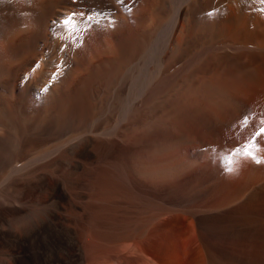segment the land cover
Listing matches in <instances>:
<instances>
[{"label":"bare ground","instance_id":"bare-ground-1","mask_svg":"<svg viewBox=\"0 0 264 264\" xmlns=\"http://www.w3.org/2000/svg\"><path fill=\"white\" fill-rule=\"evenodd\" d=\"M263 63L264 0H0V264H68L37 247L45 229L73 264H264V185L178 208L180 251L156 237L171 221L146 218L120 258L81 250L76 202L77 186L136 200L134 186H187L209 141L239 128L244 96L264 93ZM37 190L52 198L35 211Z\"/></svg>","mask_w":264,"mask_h":264},{"label":"rangeland","instance_id":"rangeland-1","mask_svg":"<svg viewBox=\"0 0 264 264\" xmlns=\"http://www.w3.org/2000/svg\"><path fill=\"white\" fill-rule=\"evenodd\" d=\"M256 63L257 62L255 58L244 57L240 61V68L244 73L254 70L258 75H260L261 72L258 71L260 68ZM262 66H264V63ZM252 92L248 93L249 95L244 96L248 103V110L246 115L239 117L241 120V122H239V128L234 130H230L229 128L224 129L218 142L209 141L208 148L202 153L203 155L201 154L199 157L200 160L199 158H196L197 165H202V167L196 170L192 169L190 171L187 178V186H177L178 184H174L172 186H134L136 189H138L140 200L124 197V195H122L119 190L114 189L112 186H110L109 189L107 188V190L99 188V186H77L76 192L79 193L80 197L76 199V202L81 206V208H78L77 210L82 211L83 214L85 213L84 217L78 221V223L81 225L80 227L83 226L82 229L85 231L84 232L83 230H80L79 232L81 233L78 234V244H80L81 250L85 253H93V251L95 252L97 249H102L101 247H106L107 250L110 248V250L115 252L116 257L120 258L121 252L119 249H121V245H123L121 244L123 241L121 242L120 238L124 240L123 237H125L127 232L136 231L138 223L144 221L146 218L151 217L154 219H168V222L171 221L169 229H164L163 227H159L157 229L156 237H159L158 242L161 241L162 238L167 239V241H173L177 244L178 250L180 251L183 249L184 245L182 244L180 238L177 237V234L180 232L181 223H178V218L176 217L182 216L186 212H180L177 210L178 208H183L185 205L190 207L191 205L199 203L212 204L214 203L213 201L221 198L223 189L243 186V184L248 181L249 182L246 184V186L248 184L249 187L263 186L264 131H262V129H264V93L261 94ZM229 169H231V171ZM171 177V175L166 177L164 176V179ZM129 187L132 188V186ZM30 193V205L31 207L33 205L32 208L35 211L40 210V205L36 204V202L40 201L41 199L45 200L42 205L44 208L45 206L48 207L50 205V199L52 197L49 193H44V190L32 191ZM99 195L100 197H98ZM252 200H254L252 204H257L258 201H261L260 196H256ZM112 202H115V206H113ZM150 202H153L155 205L151 206ZM108 203H110V205ZM86 204L88 205L89 210L86 209ZM27 205L28 204L26 203V206ZM84 205L86 208H84ZM107 207L111 208V212L109 208L107 209ZM164 207L169 209L171 208V211L165 212L163 210L162 212L161 209ZM172 209H174V211ZM263 210L264 208H262L260 211L264 213ZM188 212L194 214L197 217L199 215L201 216L200 211L191 210ZM18 219V217L12 219L11 225L13 227L20 224L22 221L21 217L19 220ZM170 230L171 232L169 233ZM87 231L88 233L86 235L89 238H85V233ZM44 232L45 233H43L42 236L43 240L38 243L37 247L39 246L38 248L44 250L46 249L47 251L60 252V254L65 257L63 261L66 260V263L73 264L75 262L74 259L70 256V258L68 257L69 253L71 252L69 250H72L69 242L65 244L61 241L54 240L53 233L50 229H45ZM83 232L84 234H82ZM109 238L110 240H108ZM101 241L103 243H100ZM110 241L112 243H110ZM167 241H164V243ZM56 242H58V245ZM52 243L53 246H55L54 249ZM107 243L109 245H107ZM101 244L104 245L101 246ZM94 247H97V249ZM179 255L181 256V252ZM177 261H180L179 263L182 262L181 264L188 263L186 256H181Z\"/></svg>","mask_w":264,"mask_h":264},{"label":"snow or ice","instance_id":"snow-or-ice-1","mask_svg":"<svg viewBox=\"0 0 264 264\" xmlns=\"http://www.w3.org/2000/svg\"><path fill=\"white\" fill-rule=\"evenodd\" d=\"M262 131H264V129H262ZM231 171V169H229Z\"/></svg>","mask_w":264,"mask_h":264}]
</instances>
